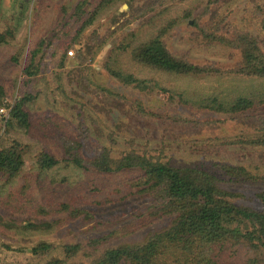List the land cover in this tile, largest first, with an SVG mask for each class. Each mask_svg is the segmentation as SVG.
<instances>
[{
    "label": "rangeland",
    "instance_id": "obj_1",
    "mask_svg": "<svg viewBox=\"0 0 264 264\" xmlns=\"http://www.w3.org/2000/svg\"><path fill=\"white\" fill-rule=\"evenodd\" d=\"M154 40L191 70L144 63ZM249 44L250 62L264 60V0H0V152L15 153L0 168V264H93L168 228L132 155L208 173L222 201L263 212L264 104L231 111L264 96L262 65L245 70ZM102 155L126 167L97 171ZM213 241L214 264H264L254 222Z\"/></svg>",
    "mask_w": 264,
    "mask_h": 264
},
{
    "label": "trees",
    "instance_id": "obj_2",
    "mask_svg": "<svg viewBox=\"0 0 264 264\" xmlns=\"http://www.w3.org/2000/svg\"><path fill=\"white\" fill-rule=\"evenodd\" d=\"M251 46L252 44H249V49L244 52L247 59L245 70L250 73L255 70L258 74L260 70L256 64L260 63L264 68V63H262L264 60L261 59L256 64L250 62L255 57L253 56L254 51H250ZM139 56L144 63L168 73L185 75L191 70L185 64L167 56L158 40L142 48ZM123 79L125 82L130 80L126 76ZM263 104L264 96L261 99L239 97L232 104L231 111H246L253 106ZM217 107V111L223 110L221 106ZM12 112V117L14 116L23 127L28 126L25 113L21 112L18 107ZM14 156V152L7 155L0 152V168L5 169L6 165H12ZM100 158L101 160L97 159L93 162V167L97 171L108 173L120 171L126 167L124 162H113L105 155ZM124 160L142 169V185L150 186L152 189H161L165 199V216L171 217V223L168 228L143 243L122 245L107 250L103 257L93 264H214L209 255L210 244L214 242V237L224 229V226L232 225L237 220L254 222L264 245V211L256 212L222 201L218 196L215 179L208 173L194 169L174 168L166 164H153L137 155L126 157ZM56 163L57 161L52 157L44 155L41 165L52 167ZM73 163L83 167L78 158L73 159ZM17 164L20 165V161ZM222 169L226 175L236 179L250 178L246 170L240 167L223 166ZM260 201L264 208V195L260 196ZM230 231L241 234L238 227ZM242 236L250 239L247 234H242ZM40 247L44 248L45 245Z\"/></svg>",
    "mask_w": 264,
    "mask_h": 264
},
{
    "label": "built area",
    "instance_id": "obj_3",
    "mask_svg": "<svg viewBox=\"0 0 264 264\" xmlns=\"http://www.w3.org/2000/svg\"><path fill=\"white\" fill-rule=\"evenodd\" d=\"M69 55L71 56L72 55V52H69ZM1 113H4V110H0Z\"/></svg>",
    "mask_w": 264,
    "mask_h": 264
}]
</instances>
